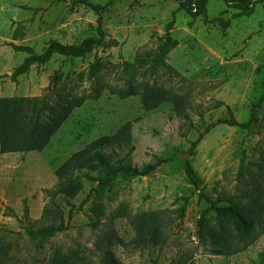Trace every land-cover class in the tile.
I'll return each mask as SVG.
<instances>
[{
  "label": "rangeland",
  "instance_id": "1",
  "mask_svg": "<svg viewBox=\"0 0 264 264\" xmlns=\"http://www.w3.org/2000/svg\"><path fill=\"white\" fill-rule=\"evenodd\" d=\"M88 1L103 4L107 0ZM234 12L220 0H210L204 21L177 10L174 0H113L102 14L109 46H96L82 58L54 54L12 82L6 77L27 55L15 52L9 43L27 45L35 53L50 39L76 44L95 35L97 16L75 0H0V97L39 96L54 71L70 74L65 84L76 96L92 93L98 83L105 86L97 99H87L73 109L42 151L10 153L0 160V245L9 246L12 264H100L96 243L106 228L121 241L112 245L121 264L176 260L260 264L264 212L245 245L209 244L210 232L230 230L226 222L216 220V208L228 206L230 199L245 203L264 191V100L255 111L256 122L248 128L217 123L229 119L226 105L237 121H246L262 92L264 6L256 4L241 17H234ZM217 17L229 19L228 26L222 27ZM169 39L177 45L165 61L179 75L159 69L156 79L184 95L185 114L175 112L172 99L146 111L138 94L120 99L109 93L107 86L125 88L137 59ZM96 60L105 65L99 82L87 78L88 66ZM127 121H131L130 142L124 151L131 163L140 166L154 157L165 162L146 176L116 180L100 199H89L81 207L94 185L84 181L73 198L57 196L50 202L52 215L55 206L64 223L72 208L66 229L50 238L28 233V228L52 222L42 216L48 203L43 189L53 188L55 169L72 153L113 134ZM212 123L217 124L205 133ZM200 133L204 135L191 154V142ZM187 163L199 189L187 177ZM24 202L28 218L23 217ZM94 202L103 205L99 222H94L97 217L90 210ZM150 213L160 217L163 240L140 249L135 246L137 219ZM202 214L208 225L204 242L197 235ZM61 220L58 216L56 221Z\"/></svg>",
  "mask_w": 264,
  "mask_h": 264
},
{
  "label": "trees",
  "instance_id": "2",
  "mask_svg": "<svg viewBox=\"0 0 264 264\" xmlns=\"http://www.w3.org/2000/svg\"><path fill=\"white\" fill-rule=\"evenodd\" d=\"M174 1L177 3V10L183 11L190 18L195 19L201 17L204 21L207 20V5L210 0ZM220 1L227 8L235 10L234 17L249 15L256 4H262L264 6V0ZM75 3H81L95 12L97 16L95 35L85 37L81 42L76 44H63L54 39H50L40 53H35L33 48L27 45L9 43V46L15 52H24L27 55L18 66L13 68L9 75L12 82H16L19 76L27 74L31 66H39L47 63L54 54L69 58H82L89 54L96 46L110 45L111 41L105 40V33L102 27V14L112 5L113 0H107L103 4H93L88 0H75ZM215 20L219 21L222 27H226L229 24V19L224 20L217 17ZM171 24L172 20L168 26ZM176 45L177 42L175 40L169 39L168 41H160L156 48L151 51H146L140 59H137L132 75L126 79V87L116 88L107 86L106 88L109 93L117 95L120 99L138 94L141 105L146 111L156 108L166 99H172L175 112L185 114L183 113L184 95H179L172 87H166L158 83L156 79L159 69H163V72L168 71L171 74L179 75L165 61L169 51ZM104 68L105 65L101 60L92 62L88 66L87 78L99 82L101 72ZM146 77H151L153 80H149ZM69 79V73L54 71L44 92L39 96L0 97V153L42 151L48 145L54 133L69 117L73 109L81 106L87 99H97L101 90L105 87L103 84L98 83L92 93L76 96L72 94L71 87H66L65 83ZM261 86L262 92L257 101L251 105L250 114L246 121H237L233 117L229 106L226 105V109L230 115L229 119L225 121L218 120L217 123H226L230 126L248 128L252 123L256 122L257 117L255 111L261 106L264 100V76ZM219 104L223 103L220 102ZM217 123L209 124L205 129V133ZM130 127L131 121H127L113 134L103 135L90 141L83 148L72 153L55 169L54 175L56 177V183L51 189H43V192L47 194L48 203L43 207L42 216L46 218L50 217L52 222L36 229L28 228V233L40 238H50L66 229L67 222L72 216V208L68 209L67 222L64 223L62 213L55 206L52 215L49 209L50 202L53 204L57 196L73 198L82 190L84 181L94 185L81 201V207L89 199H100L105 192L111 190L116 180H130L132 178L146 176L165 162V159L154 157L151 161L140 166L132 164L130 159H128V151H124V148H128V143L130 142ZM203 135L204 133H200L191 142L189 149L191 154ZM123 151L125 153L121 155ZM186 174L195 189H199L195 173L189 163L186 164ZM261 194L253 198L250 197L245 203L230 199L228 206L216 208V220L226 222L230 230L224 231L220 228L214 232H210L209 244L221 246L245 245L251 236V232L259 216L264 212V191ZM199 196L208 200L206 195L202 193H199ZM220 200L222 201V199ZM66 204L71 206L69 201H66ZM90 210L97 217L94 222H99V217L103 214V205L94 202ZM183 210L182 208L180 213H183ZM58 216L62 218L59 222L56 221ZM23 217L28 218V209L25 202ZM161 226L162 223L157 213L145 214L139 220L137 219L136 242L138 245L135 246L143 249L144 246H155L154 244L162 241ZM207 226V219L202 214L198 221L197 234L201 242L206 241L208 236L206 234ZM120 243L121 241L106 228L96 243L99 249V263L121 264L112 250V245ZM214 252L217 253L219 251L215 250ZM183 263L182 261L176 260L168 264ZM259 263L264 264V250L259 255ZM0 264H12L9 255V246L6 243H1L0 245Z\"/></svg>",
  "mask_w": 264,
  "mask_h": 264
},
{
  "label": "crops",
  "instance_id": "3",
  "mask_svg": "<svg viewBox=\"0 0 264 264\" xmlns=\"http://www.w3.org/2000/svg\"><path fill=\"white\" fill-rule=\"evenodd\" d=\"M33 152V151H31ZM35 152V151H34ZM6 154H10V153H0V160L3 158V156H5Z\"/></svg>",
  "mask_w": 264,
  "mask_h": 264
},
{
  "label": "water",
  "instance_id": "4",
  "mask_svg": "<svg viewBox=\"0 0 264 264\" xmlns=\"http://www.w3.org/2000/svg\"><path fill=\"white\" fill-rule=\"evenodd\" d=\"M6 78H10V77L8 76V77H6Z\"/></svg>",
  "mask_w": 264,
  "mask_h": 264
}]
</instances>
